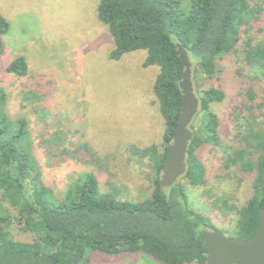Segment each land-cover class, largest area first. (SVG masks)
<instances>
[{
  "label": "trees",
  "instance_id": "obj_1",
  "mask_svg": "<svg viewBox=\"0 0 264 264\" xmlns=\"http://www.w3.org/2000/svg\"><path fill=\"white\" fill-rule=\"evenodd\" d=\"M96 13L113 40L111 60L143 50L142 67L157 68L151 90L164 123L161 142L129 148L150 170L151 191L129 200L115 184L108 181L101 189L95 174L83 172L66 191L56 194L40 179L29 120L8 115L7 94L0 87V264H90L92 253L140 254L155 264H206L201 231L216 225L193 208L186 184L198 187L207 181L198 150L219 142V119L211 107L224 100L225 91L210 82L220 79L222 61L228 56L247 72L241 74L245 86L239 95L244 97L231 112L235 144L222 156L221 169L253 180L243 205L223 200L211 206L223 215L235 214L230 236L238 239L255 233L258 211L264 209V86L256 88L264 84V0H99ZM7 29L0 15V55ZM177 43L191 61L199 106L189 125L193 136L186 171L172 186L162 188L161 170L183 102L179 82L184 66ZM5 71L25 77L29 66L24 57H15ZM22 98L39 101L42 95L29 91ZM47 136L38 139L46 146L47 157L72 155L56 146L59 131ZM52 144L55 147H49ZM83 148L92 164L103 162L106 155L87 145ZM14 228L24 236L16 237Z\"/></svg>",
  "mask_w": 264,
  "mask_h": 264
},
{
  "label": "rangeland",
  "instance_id": "obj_2",
  "mask_svg": "<svg viewBox=\"0 0 264 264\" xmlns=\"http://www.w3.org/2000/svg\"><path fill=\"white\" fill-rule=\"evenodd\" d=\"M98 1L0 0V15L8 23L2 36L0 87L7 94L8 115L29 120L33 153L45 186L61 195L80 174L92 172L101 189L109 181L123 198L137 200L150 193L151 174L129 148L159 144L164 130L151 90L157 68L142 67L143 50L126 53L118 60L109 58L113 40L97 18ZM20 56L29 66L25 77L5 71L6 65ZM222 66L220 79L210 82L225 91L224 100L211 107L219 119V142L198 150L207 171L205 186H186L193 208L209 215L216 229L230 236L235 214L223 215L211 203L221 205L226 200L228 205H243L251 195L253 179L227 175L221 169L222 156L235 144L236 122L231 112L244 97L239 95L245 86L241 74L247 72L230 56ZM29 91L41 94V100H24L22 96ZM54 131L61 137L56 146L72 151L71 156H46V146L38 139ZM84 145L106 155L99 166L91 163ZM14 230L16 237L24 236ZM90 264L155 263L140 254L92 253Z\"/></svg>",
  "mask_w": 264,
  "mask_h": 264
},
{
  "label": "water",
  "instance_id": "obj_3",
  "mask_svg": "<svg viewBox=\"0 0 264 264\" xmlns=\"http://www.w3.org/2000/svg\"><path fill=\"white\" fill-rule=\"evenodd\" d=\"M176 47L184 66L179 82L183 102L161 170L159 184L162 188L172 186L186 171V155L193 136L189 125L199 106L191 83V61L181 43ZM201 239L206 248V264H264V209L258 211L255 233L246 239L226 235L217 229H203Z\"/></svg>",
  "mask_w": 264,
  "mask_h": 264
}]
</instances>
